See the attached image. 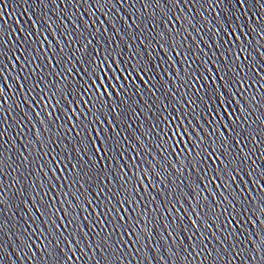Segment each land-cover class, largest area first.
Wrapping results in <instances>:
<instances>
[{
    "label": "snow or ice",
    "instance_id": "obj_1",
    "mask_svg": "<svg viewBox=\"0 0 264 264\" xmlns=\"http://www.w3.org/2000/svg\"><path fill=\"white\" fill-rule=\"evenodd\" d=\"M7 3L8 0H0V80L3 81L0 84V177L8 175L9 169L17 175L12 178L10 188L15 189V192L11 193L0 179V217L8 208L9 201H14L18 193L32 189V198L28 199L40 223L29 217L31 223L26 221L27 228L20 229L17 235L23 249L36 257L32 264H126L122 247L125 241L120 238L113 241L112 236L124 228L120 236L135 237L131 239L133 246L139 244L143 248L158 232L159 221L173 215L174 219L170 223L163 224L172 238L170 247L164 245L170 252L168 264H237L238 261L240 264H264V150L259 147L264 145V92L261 91L264 89V83H261L264 76L256 79V74L264 72V69L258 67L252 52L248 51L253 48L254 42L253 51L264 57V51H261L264 49V0H235V8L227 9L231 19L219 7L221 4L230 5L231 0H139V8L137 0H24L28 8L21 15L31 13L27 22L31 27H25L18 21L21 27L13 28L11 32L4 28ZM196 4H200L201 9L204 4H208V10H217L212 16L215 24L205 17L211 23L206 32L203 26H198L197 18L201 10L195 8ZM33 5L40 9L39 13ZM49 5H55L56 8L62 6L61 15L56 17L58 23L49 17ZM84 5L88 6L87 9ZM81 7L88 14V19L83 14L77 15ZM188 8H191L190 12ZM254 8L257 11L253 12ZM236 11H239V15L234 14ZM100 16H103L102 20ZM147 21L151 23L146 24ZM164 23L178 27L155 32ZM213 28L216 35L222 37L223 44L228 46L222 53L228 55L227 63L213 60L205 51L208 47L219 51V43L208 45L202 38L197 41L196 37H192L197 45L204 44V47H185L191 32L210 34ZM128 29L140 30L129 32ZM45 33L56 34L53 40L58 55L53 45L48 43ZM38 35L44 39L39 40ZM125 36L135 44V47L133 43L126 45L132 49L129 56V60L135 61L132 64L117 51ZM246 37H251V41ZM102 42L105 47L101 46ZM152 45H155L153 51L159 50L167 57L169 67H164L159 56L145 61L144 56L151 57L152 51H145L142 55L141 50L151 49ZM48 52L52 55L49 56ZM245 52L248 55H244ZM154 60L162 61L158 65L161 72L171 77L170 82L175 85L174 95L177 97L171 103L179 106L173 114L168 112L169 104H164L162 110L168 115L140 134L133 148L136 155L132 157L134 160L139 157L140 162L133 167L139 170L143 164L142 179L148 182L143 186L134 185L133 188L134 191L143 192L159 184L164 199L153 208L156 213L154 216L148 215V205L152 201L147 204L143 200L134 201L141 207L140 215L135 217L136 223L131 228L127 222L137 210L131 207L128 197L117 202L120 205L118 209L115 206L108 207L107 212L101 209L92 227L84 223L77 225L76 217L69 219V211L73 203L79 207V188L75 193H64L71 197L67 208L56 207L53 204L57 199L55 196L47 204L43 202L44 197L54 190L47 186V181L59 178L57 173L74 172L71 178L73 187L79 185L83 188L92 180V175L84 173L79 160L71 168L67 165L60 167L63 164V151L68 149V145L64 146L61 153L54 155L61 138L53 139L52 127L61 119V107L68 110V118L73 120L70 131L79 129L76 136H80L81 131L88 133L76 141L74 149L69 150V156L75 151L81 157H88L85 161L88 163L91 160L89 152L93 155L99 153L102 159H107L108 154L116 148H121L118 155L124 156L128 151L125 145L129 144L130 138L121 135L124 131L121 122L112 115L116 109L105 110L107 100L122 93L130 86L129 82L147 84L154 80L156 73L148 75ZM261 62L264 63V60ZM181 63L187 70L172 72L173 65ZM213 63L217 65L214 71L208 67L200 71L201 66ZM136 72L144 79L141 80V75L133 77ZM207 72L212 74L206 75ZM249 80L258 87L247 95L253 87ZM5 87L12 93L11 96L6 94ZM152 87L155 89V85ZM229 88L234 91L229 92ZM13 89L17 91L13 92ZM22 104L31 112L25 110ZM14 107L23 113V118L29 123L35 119L39 124V128L33 124L35 138L28 142L32 150L27 155L17 150L18 161L6 155L10 150L5 147V137L10 127L8 120ZM152 107L158 106L153 104ZM72 113L76 116L73 117ZM89 116H92L91 121L88 120ZM14 122L23 131V120ZM160 123L164 124L163 128H160ZM89 125L94 127L90 128ZM63 127L60 124L57 132ZM206 127L209 129L207 133L204 131ZM37 146L39 151L36 150ZM149 157L150 160L147 159ZM37 161L40 163L37 164ZM92 167L94 165L89 164L90 170ZM37 169L42 174L43 182H39L40 178L33 179ZM130 171L124 165L121 171L111 177L105 175L101 178L97 174L96 179L100 181L97 184L98 196L103 199L105 192L110 193L105 185L114 180L122 181L118 192L128 185L135 175H128ZM63 178L68 179L67 176ZM201 193L207 195L202 198ZM112 199L114 197L110 194L109 203ZM22 202L25 203L24 200ZM64 203L60 201V204ZM161 205L165 207L163 214L159 212ZM93 206L99 208V204L90 199L84 211ZM52 208H56L52 216L58 212H63V215L59 219L49 217ZM114 211L118 213L112 215L116 227L106 235H101L110 227L109 221L104 220L105 215L113 214ZM140 216L146 218L141 220ZM121 220L125 223L121 224ZM101 221L104 227L97 231ZM85 226L88 231H85ZM5 227L15 230L16 226L12 225L9 229L0 219V239L4 237ZM89 233L93 234L91 241ZM36 240L40 241L39 244ZM213 240L220 245L219 248H209ZM65 244L71 250V255L65 250ZM241 244L243 248H240ZM34 247L36 252H33ZM96 250L101 252L100 259L96 257ZM153 250L156 251V248ZM0 251H3L2 246ZM242 256L244 258L241 260ZM144 259L148 260L147 253ZM127 264L132 262L128 261ZM148 264H152V261L148 260ZM160 264H165V261L160 259Z\"/></svg>",
    "mask_w": 264,
    "mask_h": 264
},
{
    "label": "water",
    "instance_id": "obj_2",
    "mask_svg": "<svg viewBox=\"0 0 264 264\" xmlns=\"http://www.w3.org/2000/svg\"><path fill=\"white\" fill-rule=\"evenodd\" d=\"M35 8V5H33ZM87 5H84V8L87 9ZM139 0H137V8H139ZM220 9H223L225 11L226 16H228L227 9L229 7L235 8V0H231L230 5H224L221 4ZM28 8V5L24 3V0H8L7 6H6V21L4 23V28L6 31L11 32L13 28H20L21 23L24 24L25 27H31L30 24L27 22L30 19L31 13H27L25 15H21L25 11V9ZM83 7L80 8L79 13L77 15L83 14L85 19H88V14L85 12V9ZM196 9H200V14L198 15V26H203L205 32L207 31L208 27H211L210 20H212V23L215 24V20L212 19V16L215 15L216 9L208 10L209 5L204 4L203 9H201L200 4L195 5ZM35 11L37 13L40 12L39 8H35ZM75 11V9H73ZM188 12L191 11V8L187 9ZM253 12L257 11V9H253ZM62 12V6L60 8H56L55 5L51 6L49 5L48 8V14L49 17L56 21L57 16H60ZM55 13V15H53ZM235 15H239V11H236L234 13ZM99 16V13H97ZM113 16H115V13H113ZM205 17H208L210 20H206ZM229 19H231V16H228ZM92 19H95V17H92ZM100 19H103V16H100ZM20 21L21 23H18ZM129 23H131V20H129ZM150 21H147L146 24H150ZM192 23H197V21H192ZM259 23V21H257ZM103 27V25H101ZM172 27H178L176 26H169L167 23L159 25L155 32H160L161 30L164 31H170ZM187 28L188 26L185 25ZM133 30L139 31L140 29H128L129 32H132ZM191 32V29H189ZM147 34V33H146ZM48 37V43H51L53 45V49L58 53V49L55 47V40L53 38L55 37V33H45ZM182 35H187V33H182ZM192 37H196L197 41L199 39H203L205 44L211 45L214 43H219L221 46L219 48V51H216L215 48H205V51L208 52L209 56L213 57V60H219L222 63L229 62L228 55H222V53H225L226 48L228 47L226 44H223L222 37L216 35L215 28L212 29V32L210 34H204V33H197L195 31L191 32V36L189 37V41L185 42L186 48H196L204 47V44L197 45L195 41L192 40ZM39 40H43V36L37 37ZM60 39H63V37H59ZM249 41H251V37H246ZM66 47L67 42L64 41ZM129 43H133L132 41H129L127 36L123 37V41L121 43L120 48L117 51H120L123 55V59L127 61L129 64L135 63V61L129 60L130 53L132 49H129L126 47ZM102 47H105L106 45L101 44ZM39 47V44L37 45ZM133 47H135V44L133 43ZM255 47V44L253 42V48ZM155 48V45H152L151 49H142L141 53L144 54L145 51H152V56H144L145 61L149 59H153L157 56H159L163 62L164 67H169L167 63V57L164 56L162 52L159 50L153 51ZM253 48H249V52H252V58L255 59L256 64L259 68L264 69V63L261 62V60H264V57H260L258 53L253 51ZM44 49L47 52V44L44 45ZM235 51V49H233ZM261 51H264L262 49ZM31 54V53H30ZM10 55V54H9ZM48 55L51 56L52 53L48 52ZM116 53L113 52V56H115ZM203 55L202 53L200 54ZM244 55H248V52H245ZM200 57H197V61L199 62ZM55 63V61H53ZM45 63H48L45 60ZM162 61L160 60H154L153 65H150L152 68V71L148 73L149 76H152L154 73H156V77L154 80L149 81L147 84H142L140 81H135L134 84L130 83V86L126 88L122 93H118L115 96H112L108 98L106 108H115L116 110L112 112L113 116H117V119L121 122V126L124 129L122 132V136L129 137V144L125 145V147L128 148L127 153L124 156L118 155L120 151H122L121 148L113 149L109 154L107 159H102L100 154L97 153L96 155H93L92 152H89L88 156L91 157V160L88 161V163H85L86 160H88V157H81L79 153H76L75 151L71 152V156H69V150L74 149L76 145V141L83 139L85 135H88V133L81 131L80 136H76V131H80L79 129L75 131H70L72 129L73 120L69 119V112L67 109L61 107L59 115L61 116V119L56 122V124L52 127V134L53 139L56 137L61 138V142L56 147V153H61V150L64 149L65 145H68V149H64L63 151V164L60 165V167H64L67 165L69 168H71V165L76 164L77 161H80L81 166L84 169V173H88L92 175V180L89 181L88 184H85L83 188H80L79 185H76L75 187L72 186L71 178L75 174L71 171H65L63 173H57L59 178H53L47 181V186L52 187L54 190L52 192H49L48 196L44 197L43 202L47 204L49 199H51L53 196H55L57 199L53 201V204L56 205V207H68V201L71 200L70 196H65L64 193H75L76 189H80L81 196L79 197V207L76 206V203L72 204V207L69 211V219H72L73 217H76V223L77 225H80L81 223L88 224L89 227H92L95 218L98 216L99 211L101 209H104L105 212H107L108 207L115 206V208H120V205L117 203L118 201L125 199L128 197L130 199L131 207L135 208L137 211L132 214V218L128 220L127 224L128 227L131 228L135 225L136 220L135 217L140 215V207L141 205L138 203H134V201L137 200H143L145 204L148 203V201H152L151 204L148 205V215L154 216L156 213L153 212V208L157 206L163 199L164 195L161 192V187L159 184H156L154 188L145 190L143 192L134 191L133 186L134 185H141L143 186L148 181L145 179H142V174L144 171V165L141 164L139 167V170H137L136 167H133L134 165L139 164L140 158L132 159L136 153L133 151V148L135 147L136 142L140 138V134L143 132H146V130L154 123H159L163 121L164 117L168 115L167 112H164L162 110V106L164 104H169L168 112H172L175 114V108L179 105L171 103L172 101L176 100L177 97L174 95L175 92V85L171 83V77L168 75H165L161 72V68L158 66L161 64ZM237 63H240V61H237ZM245 63H248L245 61ZM193 67H196V65H193ZM208 67L215 70L217 65L215 63L209 64L206 66H201L200 71H204V68ZM171 71V69H169ZM177 70L186 71L187 69L184 68L183 63L181 65H173L172 72H175ZM52 71H56V69H52ZM206 75H211V72L205 73ZM15 75V73H14ZM127 75V74H125ZM136 75H141L139 72H136L133 74V77ZM243 75V73H241ZM252 75V73H250ZM261 76H264V72L256 74V79L259 80ZM144 77L141 75V80H143ZM12 83H15L14 81H11ZM219 83V82H218ZM249 83H253V87L249 90V93L247 95H250L252 92L257 90L258 85H255L254 81L249 80ZM261 83H264V80H261ZM0 84H3V81L0 80ZM152 85H155V89L152 87ZM158 89V90H157ZM17 91L16 89H13V92ZM234 91V89L229 88V92ZM264 92V89L261 90ZM5 92L7 95L11 96L12 93L8 92L7 87H5ZM183 94V91L181 90L180 95ZM203 95V92L200 93ZM22 99V98H21ZM155 104L158 107H152V105ZM25 108V110L31 112L30 109L27 108L26 105H21ZM75 107V106H72ZM99 107V105H97ZM5 108H7V105H5ZM118 113H122V115H118ZM72 116L75 117L76 114L72 113ZM78 119V118H77ZM16 120H23L22 128L23 131H21L20 127H17L16 123L14 121ZM88 120H92V116L88 117ZM8 124L10 127H8V132L5 137V147L9 149V153H6V155H9L10 157L14 159H19V153L17 150L24 152L25 155L28 154L32 150L31 145H29V141H34V131H33V124L37 125V128H39L38 122L33 119L31 123L28 122L27 119L23 118V113L19 111V109L13 108L12 115L9 117ZM63 124L64 127L60 129L59 132H57V127ZM104 127V125H101ZM89 127H94V125H89ZM164 124L160 123V128H163ZM42 131V130H41ZM156 131H159L157 129ZM205 133L209 131V129L206 127L204 129ZM47 135V134H46ZM75 137V138H74ZM87 141H85V144ZM151 143H155V141H152ZM108 144L110 145L111 142L108 141ZM27 146V148H26ZM251 147V145H249ZM262 150H264V145L259 146ZM37 151H39V147L37 146ZM171 150V149H170ZM93 151L95 149L93 148ZM247 151V149H245ZM155 154V152L153 153ZM33 155H35V151H33ZM115 157V158H113ZM48 159V158H45ZM150 160V157L147 158ZM40 162L37 161V164ZM89 164L94 165V167L89 169ZM109 166L111 168V171H109ZM127 165L128 168L131 170L128 175L135 174L132 179H130L128 185H126L124 188L120 189L119 192L117 189L119 188V184L122 183V181H112L111 183H108L105 185L107 189L110 190L109 192H105L103 194V199H101L98 196L99 188L97 187V184L100 183L96 179V175L98 174L101 178L105 175L112 176L115 175L117 172L122 170V166ZM51 167V165H49ZM47 170V169H45ZM84 173H81L83 175ZM17 174L12 172L11 169L8 170V175L4 177H0V179L3 180L4 186L6 189H8V192H15V189L10 188V184L12 181L13 176H16ZM67 176L68 179L65 180L63 177ZM40 178L39 182H43L42 174L39 172V170H36V176L33 177ZM27 179V177L25 178ZM247 179V177H245ZM81 183H84L83 180H81ZM47 190V187L44 189ZM211 189L209 188V191ZM187 191V189H185ZM37 192H39V186L37 185ZM157 193H160L157 195ZM114 197V199L111 200V203H109V196ZM41 197L43 196L42 193H40ZM204 195H207V193H201V197L203 198ZM147 198L146 200L144 198ZM155 197L156 199L153 200L152 198ZM32 198V189L29 188L28 192H21L18 193L13 199L14 201H9V206L7 209H5V212L0 219L4 220L5 225L9 226V229L12 228V225H15V230H8V227H5L4 230V237L0 239V246H2L3 251H0V264H32L33 260L36 258L31 253H27L25 249L20 245L19 241L17 240V235L19 234V230L22 228H27V223H31V217L32 219H37V223H40L39 219L37 218V214L35 212V209L32 208L31 201L29 199ZM95 200L96 203L99 204V208L97 207H89L87 211H84L85 205L89 200ZM24 200L25 203L22 201ZM65 201L64 204H60V201ZM191 203V201H189ZM31 210V211H29ZM165 211V207L163 205L160 206L159 212L163 214ZM56 212V208H52L49 212V217L53 219H59L60 216L63 215V212L56 213L55 216H52V213ZM89 213H91V216H89ZM112 215H118L114 211L113 214H106L104 217V220L109 221L110 227L105 230L104 233H101V235H106L108 231H111L113 227H116V221L112 219ZM127 215V214H126ZM176 215H179V213H176ZM84 217H88V219H84ZM146 217L140 216V219L143 220ZM171 219H174L173 217H167L165 216L164 219H161L159 221V230L157 233L153 234L152 241L148 244H145L143 248L139 244L133 246L132 240L135 239V237L131 236H120V233H123L125 231L124 228H120L117 233H115L112 236V240H118L119 238L125 241V244L122 245L124 248V255L126 264L128 261H131L132 264H138V262H143V264H148V260L152 261V264H160V259H163L165 261V264H168L167 257L170 254V252L164 247L165 244L169 245V247L172 244V238L168 236V231L165 230L163 227L164 223H170ZM63 223V221H60ZM121 224L125 223V221L121 220ZM104 224L103 221L98 225L97 231H99L100 228H103ZM85 231H88L87 226H85ZM190 234V233H189ZM67 235V233H65ZM92 233H89V241L92 239ZM161 236L163 237V242H161ZM26 239V237H25ZM33 239L35 240L36 237L34 236ZM71 239V237H69ZM99 239V237H97ZM132 239V240H131ZM241 239H244V237H241ZM39 240H36V243L39 244ZM111 243V241H109ZM185 245L187 244V240L185 239ZM73 244L75 245V241H73ZM65 247V250L68 251V254L71 255V250L68 249L67 244L63 245ZM215 246L216 248H219L220 245L216 243L215 240L212 241V244L209 245V248H212ZM156 248V251L153 250V248ZM251 245H249V248ZM240 248H243V244L240 245ZM137 249H140L139 252H137ZM129 250L131 252L129 253ZM239 250V249H238ZM77 254L79 255V246H76ZM87 251V249H86ZM229 251H231V248H229ZM33 252H36L35 247L33 248ZM145 253H147L148 260L144 259ZM107 254V253H105ZM39 254L37 253V256ZM89 256H91V252L88 253ZM244 255H247L246 253ZM96 257L97 259L101 258V252L100 250H96ZM244 258V256L241 257V260ZM198 264V262H197ZM237 264H240V261L237 262Z\"/></svg>",
    "mask_w": 264,
    "mask_h": 264
}]
</instances>
